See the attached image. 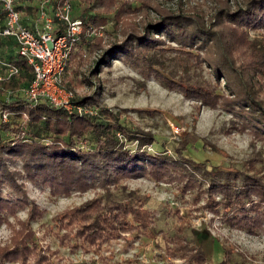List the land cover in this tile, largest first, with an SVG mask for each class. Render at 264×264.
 I'll use <instances>...</instances> for the list:
<instances>
[{
  "label": "trees",
  "instance_id": "1",
  "mask_svg": "<svg viewBox=\"0 0 264 264\" xmlns=\"http://www.w3.org/2000/svg\"><path fill=\"white\" fill-rule=\"evenodd\" d=\"M231 1L217 0L208 24L201 13L169 8L158 0H73V15L82 18L84 31L74 44L67 66L76 55L77 46L91 50L100 44L102 34L94 31L104 32V26L112 20L123 37L104 46L94 72L113 59L134 61L143 73L154 74L163 86L180 91L201 105L222 107L237 119L239 125L235 127H251L264 139V86L254 81L264 70V41L250 35L252 29L264 27V0ZM151 9L158 13L157 18H149ZM26 10L30 12L32 8L27 6ZM133 14H143L145 19L137 22ZM165 39L170 43L166 44ZM249 57L245 68L239 61ZM13 61L21 72L0 81V223H9L8 214L16 206L29 203L27 179L37 186L65 193L92 187H101L108 193L113 186H121L126 177L147 172L163 177L177 162L164 151L148 150L146 146L153 143L154 134L132 127L121 111L101 104L96 97L98 89L75 98V103L94 108L95 114L68 110L47 101L6 98L9 89L27 84L34 75L26 58L15 56ZM205 67L210 78L197 73ZM82 80L91 81L87 76ZM63 83L72 88L65 79ZM5 112L9 116L6 120ZM134 141L136 147L127 146ZM185 163L189 164L187 160ZM190 163L194 172L203 168L197 167L202 163L197 160ZM206 173L212 209L232 226L257 232L264 224V182L243 170L218 165L206 169ZM192 180L196 178L191 177ZM120 209L108 207L102 197H96L65 210L55 218L62 229H67L59 238L76 251L87 244H104L122 232L139 237L147 234L142 230L148 229L151 221L146 208L122 203ZM38 216L39 207L33 205L30 219ZM36 244L35 233L23 232L20 239L0 246V264L7 260L20 264H67L35 250L39 247ZM178 250L174 255L186 258L189 264L208 259L203 247L194 246L185 238L179 242Z\"/></svg>",
  "mask_w": 264,
  "mask_h": 264
},
{
  "label": "rangeland",
  "instance_id": "2",
  "mask_svg": "<svg viewBox=\"0 0 264 264\" xmlns=\"http://www.w3.org/2000/svg\"><path fill=\"white\" fill-rule=\"evenodd\" d=\"M158 1L169 8L182 7L185 11L201 13L208 19V24L218 4L217 0ZM231 2L234 4V0ZM149 16L154 19L159 15L151 9ZM132 17L137 22L145 19L143 14H133ZM104 29L100 44L93 49L83 46L80 50L77 46L63 80L74 89L76 98L98 89L96 97L101 104L121 111L132 127L154 134L153 143L146 146L148 150L164 151L178 160L171 164L169 173L163 177L154 172L126 177L121 186H113L108 193L101 187L65 193L49 186H37L27 179L25 187L29 203L16 206L8 214L9 223H0V246L4 247L20 239L23 232L31 231L35 233L36 246H39L34 247L35 250L67 264L86 261H96L97 264H189L186 258L176 257L173 253L180 252L179 242L185 238L188 243L203 247L208 256L205 262L195 264H264V224L257 232H250L232 226L216 209H212L207 191L209 175L206 173V169L218 165L224 169L243 170L264 182V139L251 127H235L237 119L222 107L201 105L198 100L186 98L180 91L163 86L154 74L143 73L134 61L113 59L111 63L101 64L94 72L104 46L123 37L112 20ZM250 35L264 41V27L252 29ZM166 42L170 43L169 40ZM167 58L169 71L171 51L167 52ZM249 60L250 57L239 63L247 68ZM139 64L142 66L140 61ZM197 73L211 77L207 67ZM84 76L91 81H83ZM254 81L264 86V70ZM136 145V141L127 144L133 148ZM192 159L202 162L197 167L203 168L196 173L190 163ZM186 160L189 164L185 163ZM191 177L196 180L191 181ZM96 197H102L108 207L118 211L122 203L146 208L151 221L149 228L142 230L147 234L139 237L122 232L104 244H87L75 251V247L59 238L67 229H62L55 218L63 211ZM216 198L221 196L216 195ZM33 205L39 207L36 219H30ZM6 264L20 262L7 260Z\"/></svg>",
  "mask_w": 264,
  "mask_h": 264
},
{
  "label": "built area",
  "instance_id": "3",
  "mask_svg": "<svg viewBox=\"0 0 264 264\" xmlns=\"http://www.w3.org/2000/svg\"><path fill=\"white\" fill-rule=\"evenodd\" d=\"M73 10V0H0V81L21 72L15 56L26 58L34 71L27 84L9 89L6 98L47 101L80 113H97L75 103L76 92L63 83L74 44L84 31L82 18L75 17ZM8 117L5 112L3 118Z\"/></svg>",
  "mask_w": 264,
  "mask_h": 264
}]
</instances>
